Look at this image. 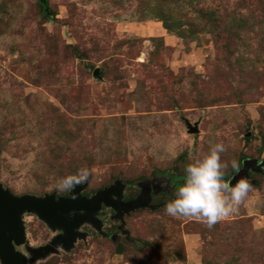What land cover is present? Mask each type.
<instances>
[{
	"label": "rangeland",
	"instance_id": "374dc122",
	"mask_svg": "<svg viewBox=\"0 0 264 264\" xmlns=\"http://www.w3.org/2000/svg\"><path fill=\"white\" fill-rule=\"evenodd\" d=\"M162 20L168 43L131 31ZM221 141L225 180L255 160L239 211L212 228L168 215L185 166ZM85 166L82 196L147 183V206L101 205L98 230L37 258L61 230L25 210L24 264H264V0H0V186L66 196L57 181Z\"/></svg>",
	"mask_w": 264,
	"mask_h": 264
},
{
	"label": "water",
	"instance_id": "95a60500",
	"mask_svg": "<svg viewBox=\"0 0 264 264\" xmlns=\"http://www.w3.org/2000/svg\"><path fill=\"white\" fill-rule=\"evenodd\" d=\"M195 127H189V132H195ZM255 160H244L239 172L229 178L235 185L240 178L247 179V170ZM252 183V181H250ZM139 194L127 201L120 200L122 184L115 181L107 187L97 190L92 196L85 197L80 194L84 184L77 185L68 191L69 196H57L53 193L43 196L11 194L0 186V264H24L25 259L14 251L11 241L19 243L23 240V228L19 214L23 211L33 212L52 229H60L61 234L54 236L48 244L34 250V257H40L54 250L55 244L68 249L76 237L83 234L77 232L82 223H89L95 229L99 228V220L95 214L101 205L110 207L115 211V218H121L136 208L146 207L150 200V187L147 183H139ZM155 186L153 185V188Z\"/></svg>",
	"mask_w": 264,
	"mask_h": 264
},
{
	"label": "clouds",
	"instance_id": "9594fccd",
	"mask_svg": "<svg viewBox=\"0 0 264 264\" xmlns=\"http://www.w3.org/2000/svg\"><path fill=\"white\" fill-rule=\"evenodd\" d=\"M227 150L225 144L217 142L200 159L185 166V179L175 192V198L165 206L168 215L176 218L194 219L212 228L239 211L252 190L251 182L240 178L235 185L225 180L229 163L221 160ZM231 168L239 172L236 159L230 161ZM92 175L88 167L79 168L74 174L59 179L55 185L60 192L71 191L86 183Z\"/></svg>",
	"mask_w": 264,
	"mask_h": 264
},
{
	"label": "crops",
	"instance_id": "0c3cea01",
	"mask_svg": "<svg viewBox=\"0 0 264 264\" xmlns=\"http://www.w3.org/2000/svg\"><path fill=\"white\" fill-rule=\"evenodd\" d=\"M158 22H155V24H153L152 28H148V27H143L140 28L138 26H133L134 30L133 31L134 35L138 33H135V31H140L142 34L139 35H143V36H139V37H144L148 34H153L157 37H161L165 42L164 43H168V39L172 40V36L168 34L167 30L161 25V24H156ZM130 24V23H127ZM133 25L137 24V23H131ZM167 41V42H166Z\"/></svg>",
	"mask_w": 264,
	"mask_h": 264
},
{
	"label": "trees",
	"instance_id": "16d2710c",
	"mask_svg": "<svg viewBox=\"0 0 264 264\" xmlns=\"http://www.w3.org/2000/svg\"><path fill=\"white\" fill-rule=\"evenodd\" d=\"M201 12H202V16H204V17H208V18H212V19H214L213 16L216 15V13L214 14L213 11H212L211 9H208V8L201 10ZM162 22H163V24H162L163 27H164L166 30L169 29V26H168V24L166 23V21H165V20H162ZM178 187H179V186H177L176 188H178Z\"/></svg>",
	"mask_w": 264,
	"mask_h": 264
},
{
	"label": "flooded vegetation",
	"instance_id": "af4514ba",
	"mask_svg": "<svg viewBox=\"0 0 264 264\" xmlns=\"http://www.w3.org/2000/svg\"><path fill=\"white\" fill-rule=\"evenodd\" d=\"M66 196H69L68 194Z\"/></svg>",
	"mask_w": 264,
	"mask_h": 264
}]
</instances>
